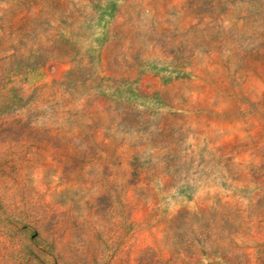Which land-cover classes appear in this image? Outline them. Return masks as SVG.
Returning a JSON list of instances; mask_svg holds the SVG:
<instances>
[{"label": "rangeland", "instance_id": "obj_1", "mask_svg": "<svg viewBox=\"0 0 264 264\" xmlns=\"http://www.w3.org/2000/svg\"><path fill=\"white\" fill-rule=\"evenodd\" d=\"M0 264H264V0H0Z\"/></svg>", "mask_w": 264, "mask_h": 264}]
</instances>
